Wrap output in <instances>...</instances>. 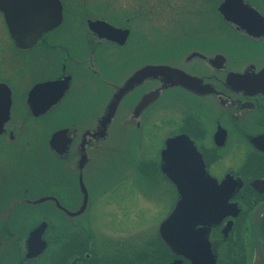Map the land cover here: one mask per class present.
Listing matches in <instances>:
<instances>
[{
	"label": "flooded vegetation",
	"instance_id": "af4514ba",
	"mask_svg": "<svg viewBox=\"0 0 264 264\" xmlns=\"http://www.w3.org/2000/svg\"><path fill=\"white\" fill-rule=\"evenodd\" d=\"M59 1L61 24L30 48L17 47L0 10V153L29 146L22 131L45 130L51 134L44 152L55 158L49 167L42 159V167L22 175L20 184L0 173V259L16 256L11 264H264L263 30L254 36L224 21L229 45L191 36L183 40L188 44L157 59L153 48L141 49L131 23L142 19L135 12L138 5L153 19L170 1L157 8L156 0H128L135 19L117 25L103 10L93 11L89 1ZM245 2L264 20V0ZM89 21L128 30V38L120 44L115 36H101ZM131 44L140 48L130 50ZM146 66L172 71L123 93L105 121L115 96ZM149 94L155 100L141 106ZM56 133L61 134L54 150L50 140ZM103 152L102 171L94 173V157ZM127 183L134 199L126 200ZM145 185L169 208L150 232L135 223ZM143 203L156 205L154 198ZM178 203L181 232L163 237L160 227ZM14 221L33 226L24 236V250L12 255ZM44 224L45 249L31 253L28 238Z\"/></svg>",
	"mask_w": 264,
	"mask_h": 264
},
{
	"label": "rangeland",
	"instance_id": "374dc122",
	"mask_svg": "<svg viewBox=\"0 0 264 264\" xmlns=\"http://www.w3.org/2000/svg\"><path fill=\"white\" fill-rule=\"evenodd\" d=\"M89 1L90 7L94 9L93 11L103 10L110 17V22L116 24L125 23L126 18L132 17V10L130 9L131 2L128 0H82ZM156 7L159 8V4L162 0H156ZM164 1V0H163ZM171 3H166L164 11L158 12L156 18H147V9L142 10L143 5L137 6L136 15L142 19H135L131 23L132 26L136 27V31L139 35V42L141 49L147 53L153 52V55L159 59L165 57L170 51L177 49L180 45L188 44V42L183 41L191 36L199 37L201 40L205 41L206 44H220L229 45L231 43L229 34L223 31L225 25L221 22V17L218 13V6L223 0H168ZM130 11V13H129ZM89 12V10H88ZM90 13V12H89ZM129 13V14H128ZM152 14V13H151ZM220 20L218 19V17ZM147 18V19H146ZM149 19L150 22H149ZM147 22H142V21ZM131 21V20H130ZM150 23V25H148ZM117 25V24H116ZM153 25V26H151ZM76 25L72 26V32L75 31ZM202 28L199 32L198 29ZM200 39L199 40L201 43ZM183 41V42H182ZM194 42V41H191ZM194 42V43H195ZM130 50H138L140 46L131 44ZM140 49V50H141ZM149 50V51H148ZM145 53V52H144ZM127 56L124 54L123 56ZM24 138L29 139V146H22L18 144V148L11 155H6L5 153H0V173L9 174L12 179L13 185L20 184L22 175L30 176L34 173V169L38 164L44 159L45 165L49 167L52 164L54 155L49 153L47 156L44 152V142L51 133L45 130L42 131H22ZM25 134V135H24ZM20 147V148H19ZM17 150V151H16ZM45 157H44V156ZM104 158V152L101 155L94 157V163L92 165V172L97 173L102 171L99 168L100 163ZM55 159V158H54ZM42 167V165H39ZM72 170V165L69 166ZM89 172V169H87ZM127 183L125 187V197L126 200L134 199L135 191L132 185ZM144 184V181H142ZM141 197L140 199V209L138 217L135 223H138L141 231L150 232L153 228L160 222L167 214L169 208L164 202L162 196L155 191L151 186L145 185L141 186ZM161 196V201L160 197ZM143 198L148 201L152 198L155 199V207L150 203H143ZM33 225L28 223L27 225H22L19 221H14L13 224V234L12 237V250L11 254L15 255L24 250L23 239L26 233ZM131 228V226H130ZM2 246H0V250ZM3 252H0V254ZM13 256L8 262H4L0 259V264H11L10 262L15 259Z\"/></svg>",
	"mask_w": 264,
	"mask_h": 264
},
{
	"label": "water",
	"instance_id": "95a60500",
	"mask_svg": "<svg viewBox=\"0 0 264 264\" xmlns=\"http://www.w3.org/2000/svg\"><path fill=\"white\" fill-rule=\"evenodd\" d=\"M0 10L4 13L8 28L17 47L30 48L37 40L50 30L57 28L62 22V5L59 0H0ZM218 13L226 22L236 25L250 35H257L264 32V20L260 14L247 5L245 0H223ZM92 30L99 32L101 36H115L116 41L123 44L128 38L129 31L114 28L103 21H89ZM261 28V29H259ZM167 66H146L136 72L127 84L115 96V101L110 106V113L104 120L111 118L121 95L135 85L141 83L147 77H156L171 72ZM155 94H149L141 106L147 105L155 100ZM104 123L102 122V125ZM61 133H56L50 140L52 149H56ZM60 148H63L61 144ZM182 203H178L173 213L161 225L160 233L166 235L179 234L181 229ZM178 225V227L174 226ZM45 229V224L35 229L29 236L27 245L28 251L39 253L45 249V243L41 241V236Z\"/></svg>",
	"mask_w": 264,
	"mask_h": 264
},
{
	"label": "snow or ice",
	"instance_id": "6c2138e0",
	"mask_svg": "<svg viewBox=\"0 0 264 264\" xmlns=\"http://www.w3.org/2000/svg\"><path fill=\"white\" fill-rule=\"evenodd\" d=\"M174 152V162L179 163V153H180V142H176V147L173 150Z\"/></svg>",
	"mask_w": 264,
	"mask_h": 264
}]
</instances>
